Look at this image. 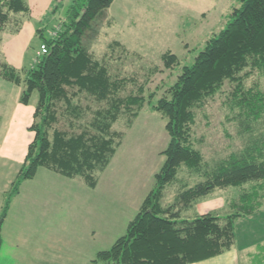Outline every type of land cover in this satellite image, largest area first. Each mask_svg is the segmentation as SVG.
<instances>
[{"label": "trees", "instance_id": "16d2710c", "mask_svg": "<svg viewBox=\"0 0 264 264\" xmlns=\"http://www.w3.org/2000/svg\"><path fill=\"white\" fill-rule=\"evenodd\" d=\"M114 0H71L50 37L38 31L45 51L24 77L6 62L0 63V77L22 85L19 102L28 104L31 94L36 102L29 129L33 137L27 144L20 168L4 194L0 209V248L2 226L11 198L18 193L23 180L32 178L39 167L62 176H79L87 186L96 185L95 172L109 163L122 133L111 128L122 113L135 117L145 102L165 118L168 141L154 183L128 221L125 232L108 248L98 250L94 262L104 264H187L220 254L235 241V220L255 213L264 198V139H254L239 152L209 165L203 161L191 140L195 122L194 108L214 95L225 81L232 83L227 103L237 108L234 117L248 130L264 116V92L256 87L244 88L243 77L253 69H264V0H238L223 28L208 38L193 60L181 67L166 94L151 103L152 93L124 97L118 94L124 78L112 77L105 65L83 45V37L96 18L104 15ZM27 0H0V28L10 13L27 12ZM113 43H117L113 41ZM163 65L171 67L176 56L165 51ZM246 68L248 70L244 71ZM244 71V72H243ZM85 93L103 106L94 110L90 122L78 133L53 128L58 121L59 102L65 114L77 117L81 107L72 97ZM132 118H129V126ZM51 130V131H50ZM198 179L192 183L178 178L181 166ZM179 182L170 203L162 205L164 189ZM245 184L248 187H245ZM235 186L243 189L231 202L234 211L222 214L210 210L192 217H182L183 208L212 193L216 188Z\"/></svg>", "mask_w": 264, "mask_h": 264}, {"label": "rangeland", "instance_id": "374dc122", "mask_svg": "<svg viewBox=\"0 0 264 264\" xmlns=\"http://www.w3.org/2000/svg\"><path fill=\"white\" fill-rule=\"evenodd\" d=\"M70 1L27 0V12L10 13L8 22L0 28V63L13 65L23 78L25 70L43 53L38 31L44 37L52 36L59 28ZM238 5V0H114L104 15L92 22L83 37V45L106 66L112 77L126 80L118 94L120 97L137 94V87L141 85L146 99L147 95L153 94L151 103H154L166 94V89L175 81L181 67L191 63L206 40L224 27L232 9ZM165 51L176 56V62L168 68L161 58ZM242 84L245 89L256 87L264 92V69H253L243 77ZM232 85L225 81L214 95L193 109L195 122L191 127V140L203 161L211 166L231 152H239L254 139H264V116L252 123L248 130H244L243 123L234 117L238 110L230 109L227 103ZM21 90L22 85L0 77L2 145L3 140H10V136L26 134L34 120L32 113L36 93L31 94L28 104H22L19 102ZM72 101L80 105V115L71 117L65 114L61 101L57 107L58 121L52 126L69 134L78 133L90 122L94 110L104 105L81 92L73 96ZM129 118H132V122L128 126ZM164 124L165 118L147 102L135 117L122 112L111 126L122 133L120 144L107 166L95 172L97 180L94 189L76 176L70 185L66 182L60 186L54 181L52 184L35 186L40 193L45 189L43 193L48 204L44 202L46 198L38 204L26 205L20 199L12 202L7 221L11 230H21L29 224L23 214L39 215L41 211L54 216L63 225L39 228L34 225L35 220L31 222L34 237L26 244L30 251L28 256L32 257L31 264H76L74 260L91 255L95 249L108 248L125 232L128 221L152 188L154 174L161 165L163 155L160 151L169 138ZM177 176L180 181L188 180L189 183L198 179L183 165ZM37 179L38 182L42 181V175ZM179 185V182L172 183L164 189L162 205L172 201ZM245 187L248 185L245 184ZM49 189L56 193H47ZM242 190L235 186L216 188L195 201L194 205L202 200L203 206L210 207L223 201V208L218 211L227 214L234 211L231 202L237 199ZM52 196L55 201L50 199ZM258 210L250 222L241 220L239 224L235 223V241L238 244L244 245L251 240L254 234L248 236L249 228L252 233L264 237V198ZM78 216L81 217L80 222L76 219ZM22 250L23 246H19L16 253L20 254ZM12 253L13 244L6 237L3 249H0V264H20L13 261ZM240 255L241 260H246L243 252ZM253 257L251 264H259L258 256L253 254Z\"/></svg>", "mask_w": 264, "mask_h": 264}, {"label": "crops", "instance_id": "0c3cea01", "mask_svg": "<svg viewBox=\"0 0 264 264\" xmlns=\"http://www.w3.org/2000/svg\"><path fill=\"white\" fill-rule=\"evenodd\" d=\"M26 134L22 135H13L10 136V140H3L4 145L0 144V209L3 203L4 194L5 192L10 188L11 182L14 180L20 165L23 162L24 155L26 153L27 143L30 141L33 135V131L27 130L25 132ZM3 146V147H2ZM42 175V181L38 182V176ZM74 178H67V177H60V175L56 172H53L45 167H39L35 173V175L30 178L23 180L19 186V192L15 194L10 201L9 209L7 212V216L3 222L1 234H2V245L1 248L3 249L5 238L7 237L10 244H13V251L12 253V259L16 263L20 264H31L32 257H29L30 251L26 248V244L28 241L32 240L34 237L33 231H32V221L35 220V226L39 228H45L49 226V228H53V225L58 224V226H63L62 222H57L54 216L47 215L41 211L39 215H29V214H23L25 217V221L27 220L29 224H27L24 228L21 230H11V227L7 225L8 218L10 216V209L12 202L14 200H23V204H38L39 202H42V199L46 198L44 200L45 204H48L49 201L47 197H45V193L41 191V193L38 190V187H35L37 185L42 184H52L54 181L57 183H60V186H63L66 182L68 185L72 182ZM84 182V181H83ZM85 183V182H84ZM86 184V183H85ZM24 186V187H23ZM32 186V188L28 189ZM89 187V186H88ZM96 187V186H95ZM91 188V187H89ZM25 190L24 193H22ZM53 189H58L57 187H53ZM94 189V187L92 188ZM38 190V191H36ZM52 189H49L47 193L52 194L56 193V191H51ZM46 193V194H47ZM54 196V195H53ZM50 197L51 200L55 201V197ZM76 199V198H75ZM58 200V199H56ZM53 202V201H51ZM204 203L201 202L194 203L191 206H188L187 208H183L181 211V216L190 218L196 214H202L210 210H219L223 208V201L218 202L215 205H212L210 207L203 206ZM212 204V203H211ZM257 213L259 212L256 211ZM255 212V213H256ZM254 214V213H253ZM248 215L247 217H239L235 220V223L242 222L241 220H245L247 222H250L252 220V215ZM80 216H78L76 219L80 222ZM83 219H86L85 216H83ZM57 226V225H56ZM54 226V228L56 227ZM249 227V226H248ZM91 231H95V229L90 228ZM248 236L250 237L252 234L251 240L248 241V243L244 245L238 244L236 241H234L231 248L225 250L224 252L220 254H216L214 256L199 260L190 262L187 264H251L252 260L254 259L253 254L258 256V263L264 264V237H261L257 235V233L250 231H247ZM24 243H22V241ZM19 246H23L22 253L18 254L16 253V249ZM0 248V249H1ZM260 249V251L258 250ZM6 250V249H5ZM7 251V250H6ZM8 252V251H7ZM97 250L91 254V255H84L80 258L74 260L76 264H104L101 262H94L92 259L94 258L95 253ZM244 253V258L246 260H241L240 253ZM21 254H23V257H21ZM71 260V258L69 259Z\"/></svg>", "mask_w": 264, "mask_h": 264}, {"label": "built area", "instance_id": "2783aa9c", "mask_svg": "<svg viewBox=\"0 0 264 264\" xmlns=\"http://www.w3.org/2000/svg\"><path fill=\"white\" fill-rule=\"evenodd\" d=\"M41 51L44 52L45 51V46L42 44L41 45Z\"/></svg>", "mask_w": 264, "mask_h": 264}]
</instances>
